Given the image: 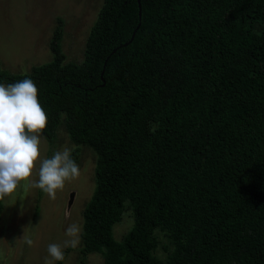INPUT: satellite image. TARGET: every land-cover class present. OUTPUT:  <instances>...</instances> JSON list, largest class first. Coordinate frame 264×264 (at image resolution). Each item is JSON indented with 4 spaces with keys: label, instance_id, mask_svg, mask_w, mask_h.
Instances as JSON below:
<instances>
[{
    "label": "trees",
    "instance_id": "obj_1",
    "mask_svg": "<svg viewBox=\"0 0 264 264\" xmlns=\"http://www.w3.org/2000/svg\"><path fill=\"white\" fill-rule=\"evenodd\" d=\"M61 24L49 61L0 66V83L32 79L48 144L62 125L74 161L78 145L95 154L80 252L264 264V0H139V15L136 0H102L80 63L63 62Z\"/></svg>",
    "mask_w": 264,
    "mask_h": 264
},
{
    "label": "rangeland",
    "instance_id": "obj_2",
    "mask_svg": "<svg viewBox=\"0 0 264 264\" xmlns=\"http://www.w3.org/2000/svg\"><path fill=\"white\" fill-rule=\"evenodd\" d=\"M102 0H0V66L10 73L28 72L30 67L51 58L48 42L57 18L62 20L61 49L63 62L80 63L84 41ZM75 144L70 141L62 125L56 130L55 140L49 145L41 135L40 156L34 162L29 181L38 179L40 162L51 158L55 151ZM79 176L65 183L50 199L40 189L21 181L15 192L1 201L0 264H44L47 246L62 244L65 229L72 223L81 225L82 208L94 187V152L86 145H78L75 159ZM132 217L125 210L119 222L112 226V236L119 239L130 227ZM160 244H167L162 232H156ZM25 238L33 244L29 246ZM160 244L154 251L163 259ZM80 245L66 248L65 259L54 264H102L98 253L82 254Z\"/></svg>",
    "mask_w": 264,
    "mask_h": 264
},
{
    "label": "clouds",
    "instance_id": "obj_3",
    "mask_svg": "<svg viewBox=\"0 0 264 264\" xmlns=\"http://www.w3.org/2000/svg\"><path fill=\"white\" fill-rule=\"evenodd\" d=\"M47 122V114L38 100V88L32 79L24 78L7 85L0 83V200L15 192L21 181H29L34 162L40 156L41 134ZM150 130L155 131V128ZM79 172L71 149L64 147L40 162L38 179L29 184L54 200L57 190L76 179ZM81 234L80 224H70L65 229L66 239L62 244L47 246L44 264L63 261L64 249L77 248ZM25 242L29 246L33 244L30 238H25Z\"/></svg>",
    "mask_w": 264,
    "mask_h": 264
},
{
    "label": "water",
    "instance_id": "obj_4",
    "mask_svg": "<svg viewBox=\"0 0 264 264\" xmlns=\"http://www.w3.org/2000/svg\"><path fill=\"white\" fill-rule=\"evenodd\" d=\"M136 2H137L138 15H139V0H136ZM132 35H133V34H132ZM132 35H131V37H132ZM126 43H127V42H126ZM126 43H124V45H125ZM112 51H114V49H113Z\"/></svg>",
    "mask_w": 264,
    "mask_h": 264
}]
</instances>
